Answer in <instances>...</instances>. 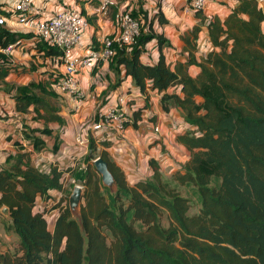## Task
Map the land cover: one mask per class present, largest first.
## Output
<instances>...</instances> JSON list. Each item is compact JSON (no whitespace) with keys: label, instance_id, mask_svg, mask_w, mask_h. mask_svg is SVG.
<instances>
[{"label":"trees","instance_id":"1","mask_svg":"<svg viewBox=\"0 0 264 264\" xmlns=\"http://www.w3.org/2000/svg\"><path fill=\"white\" fill-rule=\"evenodd\" d=\"M16 1L7 11L0 10L4 17L1 50L32 36L4 26ZM3 3L0 0V6ZM138 11L129 10L141 24L136 42L116 44L106 63L124 65L125 74L142 92L149 83L161 94L163 111L173 106L182 110L192 128L177 141L188 150V160L166 177L149 159L151 176L129 184L107 153L100 152L116 181L111 192L88 162L64 170L51 166L44 172L31 165L24 152L8 155L0 167V207L8 212L7 228L16 245L0 252V264H264V4L238 0L223 21L218 17L208 21L209 39L218 51L211 50L197 62L192 47L187 63L199 67L196 77L183 66L170 69L162 53L153 65L141 62L151 39H157L160 47L165 41L153 30L154 17L145 9ZM156 16L160 24L167 22L161 12ZM198 30H192L194 36ZM37 38L39 55L61 65V51ZM12 68L0 52V79ZM62 76L54 70L48 79L9 86L16 110L26 113L31 107L33 120L56 122L60 127L63 119L49 100L56 99L54 88ZM178 86L180 94L168 92ZM126 116L121 125L137 128L141 109L131 118ZM21 133L36 151L44 145L40 136L52 137L51 151L58 149V133L52 134L47 126ZM88 151L86 161L97 152L92 138ZM64 172L71 186L84 187L81 225L67 208L69 192L60 182ZM187 186L199 198L193 214L190 199L180 192ZM49 190L62 195L49 208L34 211L35 198L47 200ZM52 209L57 215L49 231L45 214Z\"/></svg>","mask_w":264,"mask_h":264},{"label":"crops","instance_id":"2","mask_svg":"<svg viewBox=\"0 0 264 264\" xmlns=\"http://www.w3.org/2000/svg\"><path fill=\"white\" fill-rule=\"evenodd\" d=\"M103 1L32 0L34 13L31 15V20L49 16L61 6L75 3L82 16L87 19L88 27L80 44L73 48V53L84 56L89 49L98 46L102 37L114 32L112 17L117 9H134L138 14L139 8L145 9L154 17V32L161 34L165 42L160 47L157 39H151L140 55L141 62L153 65L157 63L162 53L170 69L175 70L178 66H183L187 74L196 77L200 69L196 64L187 63L189 51L192 47L196 48L193 57L197 62L211 50L218 51L209 39L208 21L213 17L223 21L238 4V0H207L205 9L198 13L190 9L187 0H111L114 4L102 10ZM12 2L4 0L0 10L7 11L11 8ZM157 11L162 13L167 20L166 23H159L158 16L155 17ZM4 26L10 31L30 32L32 36L19 39L7 46L8 50L5 53L13 68L0 79V167L4 166V160L8 155L23 152L27 154L31 165L44 172L51 166L64 170L79 164L88 145L83 146L77 142V137L82 134L83 125L87 123L93 125L97 119V111L115 105L120 98L124 100L122 109L130 118L134 111L141 109L137 128L132 124L125 127L115 124L97 131L90 130L89 138L94 139L99 153L106 152L110 160L124 172L129 184L151 176L149 159H154L163 173L177 170V165L188 160V150L177 141L179 135L192 128L184 121L182 110L173 106L168 112L163 111L160 104L161 94L153 90L149 83L142 92L134 84L133 79L125 74V67L122 64L117 66L114 63L111 67L110 63L102 61L95 65L94 69H82L78 72L79 87L85 95V100L79 109L75 108V101L65 94L63 96L67 97V102L64 99L65 104L68 105L67 110L57 104V96L56 99L49 100L50 105L56 107L55 113L63 119L60 127L56 122L45 123L42 119L33 120L31 107L26 113L16 110L15 100L12 98L13 92L9 90V86L48 79V74L54 70L62 72L63 66L39 55L35 48L38 38L30 22L19 23L10 15L5 19ZM197 27L199 30L194 36L192 30ZM261 27L264 33V21ZM4 49H0V52ZM168 92L180 94V86L170 88ZM44 126H47L52 134L58 133L59 144L55 153L51 151L52 137L40 136L44 145L37 151L32 148L28 140L22 138V130ZM155 127H158L157 131ZM15 143L21 144L23 149H17ZM66 177H68L67 173H62L60 182ZM47 194L49 196L47 200L39 196L35 198L34 211L42 210L43 207L49 208L62 195L55 190H49ZM56 215L55 209L45 214L49 231H52ZM8 224V212L2 206L0 207V252L11 250L16 245V237L7 228Z\"/></svg>","mask_w":264,"mask_h":264},{"label":"built area","instance_id":"3","mask_svg":"<svg viewBox=\"0 0 264 264\" xmlns=\"http://www.w3.org/2000/svg\"><path fill=\"white\" fill-rule=\"evenodd\" d=\"M257 1L261 6L264 4V0ZM187 2L190 9L195 12L203 11L207 5V0H187ZM113 4L111 0H104L101 9L106 10ZM33 13L32 0H17L11 15L19 23L30 22L37 37L61 51L63 76L57 87L75 101L76 109H79L85 100L77 80L78 72L82 69L91 70L98 63L106 62L115 54L116 44H134L141 28L140 22L130 14L129 10L117 9L112 17L114 32L102 37L98 46L89 49L84 56H77L73 53V48L80 44L88 27V21L82 16L75 3L61 6L49 16L31 20ZM3 23L4 17L0 15V24ZM7 50L8 47L2 52L7 53ZM123 103L124 100L120 98L115 105L98 110L95 123L83 125L82 134L77 137V142L86 146L89 142L90 130L97 131L115 124L121 125L122 121L127 119L126 112L122 109ZM154 129L157 131L158 127Z\"/></svg>","mask_w":264,"mask_h":264},{"label":"water","instance_id":"4","mask_svg":"<svg viewBox=\"0 0 264 264\" xmlns=\"http://www.w3.org/2000/svg\"><path fill=\"white\" fill-rule=\"evenodd\" d=\"M93 164L100 175L103 186L114 191L116 189V181L108 169L107 162L102 157L98 156L94 159ZM84 192V187L79 184H75L71 187L67 195V208L69 214L79 225H81L83 221L81 215V205Z\"/></svg>","mask_w":264,"mask_h":264},{"label":"rangeland","instance_id":"5","mask_svg":"<svg viewBox=\"0 0 264 264\" xmlns=\"http://www.w3.org/2000/svg\"><path fill=\"white\" fill-rule=\"evenodd\" d=\"M3 2H4V0H2ZM12 1H14V0H8V2H12ZM55 89V91H56V94H57V104L58 105H61L65 110H67L68 109V105H66L65 104V100H66V98L67 97H64L63 96V94H65L64 92H62L58 87H56V88H54ZM67 94H65V96H66ZM68 96V95H67ZM65 99V100H64ZM66 102H67V100H66ZM73 113V112H72ZM89 153V151H88V145H87V151H86V153L84 154V156L80 159V161H79V164H80V166L81 167H85L86 166V164H87V162L90 164V165H92V167L94 168V170L96 171V173H97V175L99 176V178H100V175H99V173L97 172V170L95 169V167H94V164H93V161H94V159L96 158V157H98V155H99V151H97L95 154H94V158L93 159H91V160H89V161H86L85 160V158H86V155ZM181 167H182V164H179V165H177V170H181ZM167 170V169H166ZM176 171V170H175ZM174 172V170L172 171V172H170V171H166V172H164V175L166 176V177H169L172 173ZM68 176V175H67ZM68 179H69V181H70V178H69V176L68 177H66L65 178V180H63L62 181V187H63V190H64V192L65 193H67V192H69L70 191V189H71V187L73 186V185H75V184H72V186H71V183H69V181H68ZM78 184V183H77ZM80 185V184H79ZM82 186V185H81ZM83 187V186H82ZM111 192H113V190H111V189H109ZM180 192H181V194L182 195H185V196H187L189 199H190V201H191V209H190V213L191 214H193V213H195V212H197V210H198V207H199V198H198V195H197V193L191 188V187H189V186H187V187H184V188H181L180 189Z\"/></svg>","mask_w":264,"mask_h":264}]
</instances>
